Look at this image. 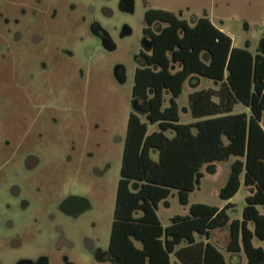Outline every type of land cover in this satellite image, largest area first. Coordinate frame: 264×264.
Listing matches in <instances>:
<instances>
[{"label":"rangeland","instance_id":"obj_1","mask_svg":"<svg viewBox=\"0 0 264 264\" xmlns=\"http://www.w3.org/2000/svg\"><path fill=\"white\" fill-rule=\"evenodd\" d=\"M117 1L96 0L97 6L107 5L115 11L111 18L99 17L106 28L112 30L122 21L132 25L134 34L127 39L128 45L117 51L107 52L101 48L86 31V24L79 25L76 16L85 13L70 15L71 31L82 33L76 38L78 41L71 36L66 38L74 58L66 62L60 59L59 65L51 61L52 65L44 53L30 45L29 35L37 31V25L29 15L20 22L21 40L12 42L0 61V140L18 142V149L1 164L0 190L4 192L9 183H17L24 196H30L35 207L30 217V238L34 243L53 244L56 236L53 228L57 224L78 245L83 263L90 258L82 244L85 236L94 239L96 247L108 253L127 121L133 110L134 55L137 54L134 41L144 26V10L140 2L135 13L128 15L115 9ZM149 1L164 9H182V17L187 20L207 17L232 38L233 46L246 48L252 53L260 52L259 44L264 36V0ZM65 16L64 12L59 13V17ZM56 53L59 54L57 50ZM43 61L47 66L51 64L50 73L41 68ZM119 63L125 67L126 80L122 84L114 77V67ZM79 69H82V75ZM214 87L212 80L201 76L196 82L191 79L184 83L177 98L181 123L195 120L190 114L188 95L194 90L218 89V86ZM168 96H165V104ZM244 111L249 113L246 106L238 102L232 112ZM140 116L145 119L143 114ZM261 124L264 129V114ZM148 129L158 128L156 124H149ZM27 153L39 160L31 174L23 163ZM153 157L156 159V153ZM234 159L235 156H230L213 162L215 170L205 164L196 178L187 205L180 203L177 190L172 189L157 209L161 224L167 226L172 216L187 214L192 203L222 207L226 201L218 193ZM242 178L243 175L240 189L230 199L233 204L228 209L230 219L242 217L245 197L249 193ZM67 192L88 205L73 218L52 211ZM1 194L0 198L3 197ZM52 213L55 215L53 222L48 219ZM13 215L17 232L21 233L22 222L28 219V215L19 212ZM21 238L25 240V235ZM228 239V227H221L212 231L209 240L225 255L227 264H243V254L240 258L225 250ZM254 243L257 245L261 241L255 239Z\"/></svg>","mask_w":264,"mask_h":264},{"label":"trees","instance_id":"obj_2","mask_svg":"<svg viewBox=\"0 0 264 264\" xmlns=\"http://www.w3.org/2000/svg\"><path fill=\"white\" fill-rule=\"evenodd\" d=\"M159 16L166 25L155 37L149 66L136 72L133 94L145 97L148 107L144 120L128 116L108 250L117 264H227L209 239L213 230L228 227L225 250L242 251L245 264H264V56L233 46L207 17L190 25L170 13ZM192 75L219 86L190 93L195 120L181 123L177 98ZM238 102L249 114L232 112ZM149 124L158 129L149 131ZM230 156L235 159L218 193L226 203H192L187 214L163 226L157 209L172 189L187 205L201 168ZM241 175L252 190L242 217L230 219Z\"/></svg>","mask_w":264,"mask_h":264},{"label":"flooded vegetation","instance_id":"obj_3","mask_svg":"<svg viewBox=\"0 0 264 264\" xmlns=\"http://www.w3.org/2000/svg\"><path fill=\"white\" fill-rule=\"evenodd\" d=\"M139 2L144 10V26L138 39L134 41V44L137 43V54L134 55V84L136 83V72L149 66L148 57L155 46V37L166 25L159 16L160 13H170L190 25L197 19V17H192L191 20L184 19L182 9L160 8L151 4L149 0H118L115 9L120 13L133 15ZM63 12L66 16L59 17V13ZM82 13L85 15L76 16V20L80 22L79 25L86 24V31L107 52H115L121 46L128 45L127 39L134 34L132 25L127 21H122L112 30L106 28L99 17L111 18L115 11L107 5L97 6L96 0H30L29 2L0 0V61L7 49L11 48V43L21 40L20 22L23 17L28 18L29 15L33 19L32 22H36L35 25H37V31L31 32L29 35L30 45L36 48L39 53H44L43 55H46V59L52 65L53 62L59 65L60 59H63L64 62L73 59L74 53L68 49L70 42L66 41V38L71 36L76 39L82 33L77 30L71 31L72 25L69 16ZM56 50L59 54L56 53ZM51 64L47 66V62L43 61L40 66L50 73L52 71ZM172 68L178 69L179 64H173ZM0 69L2 70V67ZM79 74H83L82 69H79ZM114 77L118 83L125 82V67L122 64L119 63L114 67ZM132 98L133 110L131 112L144 115L148 107L147 99L139 94L134 95L133 87ZM5 141L6 143L0 140V167L18 149V142L8 143V140ZM23 163L26 171L31 174L37 168L39 160L32 153H27ZM1 193H3V197L0 198V264H117L109 250L108 253L99 250L94 239L88 236L83 238L82 244L90 258L86 263L81 262L78 245L68 238L62 227L57 224L53 228L56 232L53 244L34 243L30 238V217L33 215L35 207L30 196L25 197L17 183H9L8 190L4 192L0 190V195H2ZM70 195H72L70 192L63 194L52 211L62 212L70 218L76 217L61 209L62 202ZM85 206L88 208L86 202ZM14 212L28 215V219L22 222L23 231L21 233L17 232ZM48 219L53 222L55 215L50 214ZM22 235H25V240L21 238Z\"/></svg>","mask_w":264,"mask_h":264},{"label":"water","instance_id":"obj_4","mask_svg":"<svg viewBox=\"0 0 264 264\" xmlns=\"http://www.w3.org/2000/svg\"><path fill=\"white\" fill-rule=\"evenodd\" d=\"M260 53L264 56V36L259 44ZM86 208L84 200L76 196H68L61 205V209L72 216H77Z\"/></svg>","mask_w":264,"mask_h":264},{"label":"crops","instance_id":"obj_5","mask_svg":"<svg viewBox=\"0 0 264 264\" xmlns=\"http://www.w3.org/2000/svg\"><path fill=\"white\" fill-rule=\"evenodd\" d=\"M252 53V52H251ZM255 53H257V52H255ZM193 80V81H195L196 82V80H198L199 79V76H197V75H192L189 79H188V81H190V80ZM187 81V82H188ZM213 83H214V85H215V87L214 88H217V86H219V83H217V82H214L213 81ZM194 91H197V90H194ZM194 91H192V92H194ZM191 92V93H192ZM247 108V110L249 111V109H248V107H246ZM245 112V111H244ZM247 114H249L248 112H246ZM261 126H262V124H261ZM207 167L208 168H210L211 170H215V165H214V163H209V164H207ZM200 175V174H199ZM243 178H244V176H243ZM243 178H242V181H243ZM248 189H249V193L248 194H250L251 193V190H252V188L251 187H248ZM247 194V195H248ZM225 204V203H224ZM228 235H229V229H228ZM228 242V241H227ZM227 244V243H226ZM226 244H225V247H226ZM231 255H239V257L243 254V256H244V259H243V264H245V262H246V257H245V255H244V253L242 252V251H240L239 253H230ZM242 257V256H241ZM240 257V258H241ZM243 258V257H242Z\"/></svg>","mask_w":264,"mask_h":264}]
</instances>
